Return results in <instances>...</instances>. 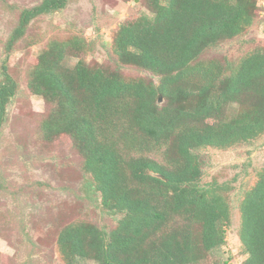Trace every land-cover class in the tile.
I'll use <instances>...</instances> for the list:
<instances>
[{
  "label": "trees",
  "instance_id": "1",
  "mask_svg": "<svg viewBox=\"0 0 264 264\" xmlns=\"http://www.w3.org/2000/svg\"><path fill=\"white\" fill-rule=\"evenodd\" d=\"M147 1L150 13L121 24L115 34L116 69L81 60L65 66L67 51L83 48V40L74 38L52 42L34 70L33 89L51 106L44 132L74 139L102 206L121 216L109 232L90 223L66 226L58 245L67 264L78 258L97 264L200 263L225 244L231 214L224 183L201 185L196 151L227 150L264 135V50L224 65L200 60L253 25L256 0ZM66 5L41 0L21 11L6 48L32 20ZM123 66L148 71L159 83L127 79ZM1 74L0 129L18 91L5 64ZM238 209L242 264H264L263 173Z\"/></svg>",
  "mask_w": 264,
  "mask_h": 264
},
{
  "label": "rangeland",
  "instance_id": "2",
  "mask_svg": "<svg viewBox=\"0 0 264 264\" xmlns=\"http://www.w3.org/2000/svg\"><path fill=\"white\" fill-rule=\"evenodd\" d=\"M41 0H0V81L2 65L18 91L7 107L0 129V264H67L58 245L60 232L70 224L90 223L107 232L120 215L106 212L84 157L68 134L47 136L43 121L51 106L33 89V74L41 52L52 42L83 40L81 52L67 51L63 64L79 60L91 67L116 69L113 44L123 23L149 14L147 0H67L64 9L42 15L28 25L25 35L8 50L6 43L21 11ZM253 25L241 36L226 40L200 58L220 64L236 62L254 50H264V0H256ZM127 79L159 78L135 66H123ZM161 98L159 104H163ZM233 115L235 110H229ZM203 167L201 185L225 184L231 221L224 227L225 244L205 254L197 264H242L238 230L239 203L264 174V135L227 150L196 151ZM158 157V156H156ZM207 186V185H206ZM74 264H97L78 258Z\"/></svg>",
  "mask_w": 264,
  "mask_h": 264
},
{
  "label": "water",
  "instance_id": "3",
  "mask_svg": "<svg viewBox=\"0 0 264 264\" xmlns=\"http://www.w3.org/2000/svg\"><path fill=\"white\" fill-rule=\"evenodd\" d=\"M159 100H161V97H159Z\"/></svg>",
  "mask_w": 264,
  "mask_h": 264
}]
</instances>
